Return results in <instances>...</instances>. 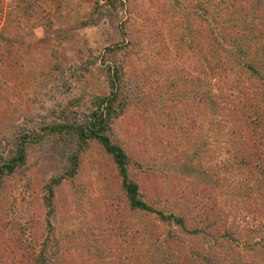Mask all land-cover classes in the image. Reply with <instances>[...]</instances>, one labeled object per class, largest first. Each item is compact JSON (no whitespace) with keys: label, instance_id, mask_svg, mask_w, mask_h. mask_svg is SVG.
I'll return each instance as SVG.
<instances>
[{"label":"rangeland","instance_id":"rangeland-1","mask_svg":"<svg viewBox=\"0 0 264 264\" xmlns=\"http://www.w3.org/2000/svg\"><path fill=\"white\" fill-rule=\"evenodd\" d=\"M186 4L0 0V162L21 136H32L24 163L0 178V264H36L40 255L44 264H264L257 193L231 195L254 189V173L246 166L234 173L239 156L233 159L226 145L217 153L216 115L197 87L190 91L176 79L197 73L195 52L175 45L181 14L192 10ZM116 43L126 46L105 49ZM112 70L122 111L111 139L131 158L128 176L141 199L182 216L184 230L130 210L110 155L94 140L44 205V184L61 171L69 143L47 129L88 114L93 96L108 93ZM238 104V113L248 109ZM242 132L253 133L244 126ZM214 216L233 241L206 225ZM244 242L258 243L248 249Z\"/></svg>","mask_w":264,"mask_h":264},{"label":"trees","instance_id":"trees-1","mask_svg":"<svg viewBox=\"0 0 264 264\" xmlns=\"http://www.w3.org/2000/svg\"><path fill=\"white\" fill-rule=\"evenodd\" d=\"M183 1H186L192 10L181 14V29L176 34L175 45L187 47L191 52H195L196 58H193L192 62L197 66V73H187L184 76L176 73V79L180 80L182 77L183 83L190 91H195L197 87L195 94L201 97L202 105L216 115L218 138L219 142L222 141L216 143L217 153L221 152L223 144L226 145V152L233 153V159L239 156L232 165L234 173H238L244 166L248 167L250 175L254 173V189L251 186L247 192L231 190V195L244 199L255 191L261 207L259 213H263L264 217V159H260L258 147H264V0H181V3ZM194 18H197L198 22L192 24ZM121 28L120 33L124 34V26ZM125 46L116 43L105 49H122ZM116 72L117 70H114L113 75L108 74V93L93 96V106L88 114H82V118L71 123L54 124L47 129L65 144L66 141L69 143L61 171L44 184V205L50 206L51 186L77 172L80 154L88 143L94 140L110 155L120 177V186L128 208L153 213L159 221L166 224L173 222L184 230L186 228L182 216L164 214L141 199L137 183L128 176L127 166L131 158L111 139L112 121L122 111L117 105L121 93ZM228 81L232 84L228 85ZM239 102L248 109L238 113L237 108L241 107ZM236 122L239 129L234 127ZM222 126H227L229 130H223ZM243 126L253 133L243 134ZM235 133L240 135L239 143L233 142L236 140L233 138ZM31 139L32 136L25 133L15 142L11 154L0 162V178L11 174L16 167L24 163L25 143ZM220 160L229 162L228 158L226 160L222 157ZM217 217L221 218L218 214ZM217 217L207 219L206 225L219 230L218 237L233 241L234 236L225 228L219 229ZM257 243L248 242L246 245L244 242V245L252 249ZM35 263L44 264L41 255L35 259Z\"/></svg>","mask_w":264,"mask_h":264}]
</instances>
